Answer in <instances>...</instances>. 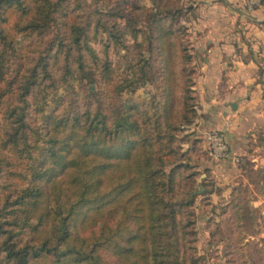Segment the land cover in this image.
<instances>
[{
	"label": "trees",
	"instance_id": "16d2710c",
	"mask_svg": "<svg viewBox=\"0 0 264 264\" xmlns=\"http://www.w3.org/2000/svg\"><path fill=\"white\" fill-rule=\"evenodd\" d=\"M62 1L0 0V82H6L0 96L15 91L22 102L7 110L9 122L0 130V264H202L193 245L194 191L176 193L177 175L186 166L179 161L187 154L179 151L176 132L195 114L192 54L181 24L170 25L167 12L177 7L181 18V5L153 0V34L145 37L160 55L163 83L150 104L56 110L44 124H33L27 111L34 85L58 84L50 60L62 52L65 73L91 75L88 59L98 55L83 26L72 24L75 34L49 54L26 68L13 67L7 9L21 12L15 30L33 33L48 27ZM110 32L115 45H125L117 24ZM138 61L136 76L122 88L153 79L151 57ZM100 64L111 70L109 61ZM6 148L25 160L32 176L27 186L12 185V175L22 172L1 152ZM169 163L175 165L168 172Z\"/></svg>",
	"mask_w": 264,
	"mask_h": 264
},
{
	"label": "rangeland",
	"instance_id": "374dc122",
	"mask_svg": "<svg viewBox=\"0 0 264 264\" xmlns=\"http://www.w3.org/2000/svg\"><path fill=\"white\" fill-rule=\"evenodd\" d=\"M78 1L63 0L48 27L33 33L15 30L13 26L21 12L13 7L7 9L8 21L5 25L14 33L16 45V55H10L13 67L23 63L26 68L34 64L40 54H49L62 38L75 34L72 24L83 26V36L87 37L98 55V60L93 55L88 59L89 62L91 59L93 67L91 75L77 69L71 74L65 73L62 52L50 60L58 84L54 87L42 80L34 85L27 111L28 120L33 124H44L46 116L56 110L84 111L98 104L110 110L112 106L125 102L128 106L147 105L152 102L154 95L161 93L160 55L156 47L154 50L151 48L147 38L153 34L149 20L155 8L153 0H81L82 3L77 5ZM175 2V6L177 2L181 5L182 16L178 18L177 7H172L167 11L169 22L175 27L181 24L187 39L192 54L188 65L195 90V114L189 123L183 125L182 130L176 132V136L181 138L179 151L187 152L179 161L186 166L177 175L176 193L186 189L194 191L191 208L195 218L193 245L196 246V254L200 256L202 264H264V201L260 203L264 199V121L250 123L244 137L230 138L225 131L233 145L232 156L216 160L210 155L205 136L215 128L205 124V113L201 111V100L207 99V96L203 94V89L197 87L198 69L195 60L198 56L189 23L191 16L195 15V8L190 0ZM115 24L121 29L125 45L123 42L115 45L110 35ZM177 41H180L178 37ZM88 52L92 51L88 49ZM141 56L151 57L153 79L136 81L122 88L128 78L136 76ZM102 61H109L111 70L106 71L100 64ZM10 72L6 74V79L11 77ZM5 84V80L1 81L0 88ZM21 103L15 91L0 96V130L9 122L7 110ZM1 152L10 157L13 169L22 172V175H12V185L22 188L30 184L32 176L25 160L18 158L12 149H1ZM234 156L238 159L235 160ZM174 165L167 164L166 170L169 172ZM218 165L222 168L217 169ZM4 194L5 190L0 188V199ZM107 258L112 259L109 256Z\"/></svg>",
	"mask_w": 264,
	"mask_h": 264
},
{
	"label": "crops",
	"instance_id": "0c3cea01",
	"mask_svg": "<svg viewBox=\"0 0 264 264\" xmlns=\"http://www.w3.org/2000/svg\"><path fill=\"white\" fill-rule=\"evenodd\" d=\"M190 3L205 124L244 137L250 123L264 121V8L248 10L242 0Z\"/></svg>",
	"mask_w": 264,
	"mask_h": 264
},
{
	"label": "built area",
	"instance_id": "2783aa9c",
	"mask_svg": "<svg viewBox=\"0 0 264 264\" xmlns=\"http://www.w3.org/2000/svg\"><path fill=\"white\" fill-rule=\"evenodd\" d=\"M242 3L248 10L264 8V0H242ZM205 138L209 153L214 159L220 160L232 156L231 146L223 129H211L206 133ZM234 159L237 160L238 157L234 156Z\"/></svg>",
	"mask_w": 264,
	"mask_h": 264
},
{
	"label": "water",
	"instance_id": "95a60500",
	"mask_svg": "<svg viewBox=\"0 0 264 264\" xmlns=\"http://www.w3.org/2000/svg\"><path fill=\"white\" fill-rule=\"evenodd\" d=\"M235 106V105H234Z\"/></svg>",
	"mask_w": 264,
	"mask_h": 264
}]
</instances>
